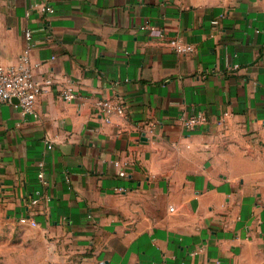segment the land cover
I'll use <instances>...</instances> for the list:
<instances>
[{
  "label": "crops",
  "instance_id": "obj_1",
  "mask_svg": "<svg viewBox=\"0 0 264 264\" xmlns=\"http://www.w3.org/2000/svg\"><path fill=\"white\" fill-rule=\"evenodd\" d=\"M26 30L52 83L34 113L0 104V239L47 264H264V0H0L1 65Z\"/></svg>",
  "mask_w": 264,
  "mask_h": 264
},
{
  "label": "built area",
  "instance_id": "obj_2",
  "mask_svg": "<svg viewBox=\"0 0 264 264\" xmlns=\"http://www.w3.org/2000/svg\"><path fill=\"white\" fill-rule=\"evenodd\" d=\"M44 10L50 13L54 12L51 6L45 7ZM214 23L218 24L219 21H214ZM142 28L149 29L154 27L145 25ZM25 38L27 45L21 56L20 63L11 66L0 64V104L15 103V105H19L25 113H34L38 98L49 90L52 81H37L35 79L30 63V52L33 40V34L30 30L25 31ZM168 44L179 54H190L195 51L193 45L187 44L179 38L170 39ZM63 96L71 100L75 97V93H73L72 89L67 88L63 91ZM95 106L108 122L111 121L114 115L125 116L127 114L126 105L122 101L101 98L96 101ZM181 120L187 129H194L199 125L205 124L207 122V117L205 112L198 111L190 115H183ZM143 128L145 131L153 130L151 124L144 125ZM48 147L52 148L51 145H48ZM41 166H43V163H41ZM39 178L45 183V174L42 169L39 172ZM34 202L37 203L38 200ZM20 221L22 224H27L29 222L32 226L37 225L34 220L30 221L27 217L21 218Z\"/></svg>",
  "mask_w": 264,
  "mask_h": 264
},
{
  "label": "rangeland",
  "instance_id": "obj_3",
  "mask_svg": "<svg viewBox=\"0 0 264 264\" xmlns=\"http://www.w3.org/2000/svg\"><path fill=\"white\" fill-rule=\"evenodd\" d=\"M31 247L0 239V264H47V258L35 259Z\"/></svg>",
  "mask_w": 264,
  "mask_h": 264
}]
</instances>
